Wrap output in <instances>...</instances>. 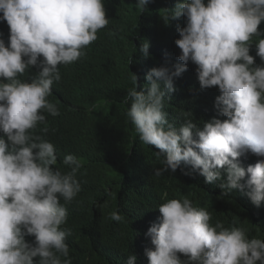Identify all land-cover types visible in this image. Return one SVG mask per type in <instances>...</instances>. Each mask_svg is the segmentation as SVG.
Returning <instances> with one entry per match:
<instances>
[{
    "label": "clouds",
    "instance_id": "9594fccd",
    "mask_svg": "<svg viewBox=\"0 0 264 264\" xmlns=\"http://www.w3.org/2000/svg\"><path fill=\"white\" fill-rule=\"evenodd\" d=\"M152 2L138 0L136 7L147 11ZM166 11L170 20L186 19L175 40L182 64L151 69L146 91H138L132 74L134 86L123 98L142 144L159 149L163 166L154 176L175 173L183 163L206 184L220 181L225 196L247 189L259 207L264 159L245 168L241 157L264 158V0H183ZM0 14L9 27L7 45L0 38V264H73L66 243L73 231L65 225L83 199V162L68 154L67 169L57 168L59 149L34 131L46 124L44 113L60 115L48 99L62 79L59 66L85 57L110 20L104 0H0ZM149 48L144 41L139 52L147 57ZM189 62L201 89L220 93L212 96L217 116L202 127L189 118L177 127L165 110ZM33 67L35 78L22 80ZM158 211L159 221L145 234L153 246L145 249L149 264H264V239L249 238L243 227L213 225L211 212L187 195L165 199ZM109 219L124 218L113 211ZM136 261L130 254L125 264Z\"/></svg>",
    "mask_w": 264,
    "mask_h": 264
},
{
    "label": "trees",
    "instance_id": "16d2710c",
    "mask_svg": "<svg viewBox=\"0 0 264 264\" xmlns=\"http://www.w3.org/2000/svg\"><path fill=\"white\" fill-rule=\"evenodd\" d=\"M178 2L183 0H153L147 11H143L136 7L138 0H104L109 24L85 49V57L59 66L62 79L54 83L48 99L61 114L52 117L44 113L46 124H39L34 134L43 136L59 149L57 168L67 169L62 162L68 154L83 162L78 172L85 181L83 199L70 220L68 213L65 225L75 231L69 246L73 264H125L130 254L137 256L136 264H149L145 249L153 246L145 234L159 221L158 207L165 199H180L185 195L196 207L211 206L213 225L220 221L228 228L243 227L248 230L249 238L264 239V204L254 205L246 195L247 189L234 190L225 196L220 181L206 184L204 177L183 163L175 173L169 171L155 177L154 169L163 166L162 158L155 155L159 149L142 144L127 118L130 104H125L123 98L134 86L132 74L139 77L138 91H146L145 77L151 69L174 70L175 64H182L178 60L181 50L175 40L180 38L177 25L185 27L186 19L170 20L171 14L166 11ZM0 23H5L0 25V38L9 39L7 23ZM259 30L264 32V22ZM110 32L116 35H109ZM144 41L150 44L147 57L139 52ZM196 67L189 62L188 70L174 80L176 91L166 103L165 110L177 127L185 118L202 127L203 122L217 116L212 96L219 90L201 89ZM37 72L33 67L21 79L30 83ZM73 121L77 123L71 128ZM55 129L59 130L54 133ZM72 129L76 135L71 133ZM77 137L80 139L74 142ZM258 159L264 158L249 153L241 157V163L246 168ZM141 202L145 209L139 215L137 207ZM113 211L124 219L110 220ZM134 225L137 229L131 230ZM33 239L27 237L29 242Z\"/></svg>",
    "mask_w": 264,
    "mask_h": 264
},
{
    "label": "water",
    "instance_id": "95a60500",
    "mask_svg": "<svg viewBox=\"0 0 264 264\" xmlns=\"http://www.w3.org/2000/svg\"><path fill=\"white\" fill-rule=\"evenodd\" d=\"M3 39L4 40H8V38L7 37H5V36H3ZM255 61H256V64L259 62V58H255ZM258 65V64H257ZM61 114V113H60ZM75 124H76V122H74L73 121V123L71 124V128H73L74 126H75ZM71 133L73 134V135H76V134H74V129H72L71 130ZM82 133V132H81ZM1 135H3V133L1 134ZM77 139H80L79 137H77V138H74V142H75V140H77ZM73 231V235L72 236H70V237H68L67 239H66V243L69 245V246H71L72 245V243H73V241H74V238H75V231L74 230H72Z\"/></svg>",
    "mask_w": 264,
    "mask_h": 264
},
{
    "label": "bare ground",
    "instance_id": "6f19581e",
    "mask_svg": "<svg viewBox=\"0 0 264 264\" xmlns=\"http://www.w3.org/2000/svg\"><path fill=\"white\" fill-rule=\"evenodd\" d=\"M1 15V14H0ZM152 16V15H151ZM0 25H5V23H0ZM1 33V32H0ZM194 66H196L195 64H194ZM76 123H77V121H75ZM59 129H55L54 130V133L55 132H57ZM78 147H80V146H78ZM143 204V202H141L140 203V205L137 207L138 208V214L140 215V214H142L143 213V211H144V209H145V207H144V205H142ZM144 207V208H143ZM210 208H211V206H210ZM210 208H208L209 209V212H212V211H210ZM138 222V221H137ZM135 229H137L136 228V226L134 225L133 226V228H131V230H135ZM107 241V240H106Z\"/></svg>",
    "mask_w": 264,
    "mask_h": 264
}]
</instances>
